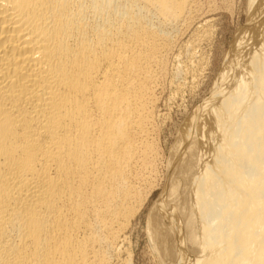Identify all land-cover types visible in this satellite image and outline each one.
I'll return each instance as SVG.
<instances>
[{"label": "bare ground", "instance_id": "obj_1", "mask_svg": "<svg viewBox=\"0 0 264 264\" xmlns=\"http://www.w3.org/2000/svg\"><path fill=\"white\" fill-rule=\"evenodd\" d=\"M193 1L0 0V264L112 262L142 200L153 67ZM246 15L150 212L171 264H264V0Z\"/></svg>", "mask_w": 264, "mask_h": 264}, {"label": "rangeland", "instance_id": "obj_2", "mask_svg": "<svg viewBox=\"0 0 264 264\" xmlns=\"http://www.w3.org/2000/svg\"><path fill=\"white\" fill-rule=\"evenodd\" d=\"M192 3L193 5L191 4L190 6V13L185 18L187 24L184 20L183 26L180 24L182 28L178 25L176 28L177 31L175 28L173 31H169L172 40L170 39V44L168 43V46H171H166L168 49L165 47L160 55V64L162 65V62H165L163 63L165 64L164 67L160 64L153 67V72L156 71L154 73V79H157L155 81L158 83L153 79L152 103H150L151 106H149L150 113L153 115L150 114L153 120L150 119L151 123L149 124V131L152 129V131H150L152 135L149 134V141H147L149 144L151 143L153 145L149 147L154 149V151L151 148V151L148 150V154L151 155H148L150 163L147 161L145 163L147 168L144 166L140 172L142 176L146 174L144 176L147 177H144L143 181L138 184V186L140 185V192L142 191V194H140L141 196L143 195L139 197L140 200L142 199V203L139 201L136 204V213L131 217L130 223L128 224L129 226L127 225L128 228L126 227L127 229H125L127 231L124 232L125 234L123 233V238L120 240L122 241L121 243L124 242L122 239H125L126 242L123 244H120V242L118 243L120 246L123 245V248L118 245L119 249L116 255H114L120 262L117 261V258L115 259V257H112V262L110 264H124V258H126L125 263L130 259V264H162V262L163 264L167 262L171 264L173 262V258L168 259L162 257V250L156 248V245L153 246L157 251L151 246V244H157V242L155 240L153 241L152 238L149 239L150 236L148 235V230L151 228V226L149 227L150 212L159 202L162 196L161 192H163L166 186V180L169 175V168L167 167L172 153L179 144L182 126L189 114L199 105L206 103L207 99L210 98L212 89L217 82L218 74L225 63L224 61L229 54L230 48L233 46V43H235L238 34L245 30L246 26L248 27L249 21L246 15L248 0H194ZM192 9H194L195 12ZM192 40H194V42H192ZM192 43L193 45L195 43L194 47L190 46ZM190 50L191 53L193 50L192 54ZM185 51H188V55ZM191 55H193L194 58L193 56L191 58ZM179 64L180 66L177 67ZM175 67L177 69L176 74L174 73ZM185 67H187V69ZM179 71L181 73H179ZM176 82H178V85H181L178 86ZM173 83H176V86ZM150 107L151 109L153 108V111ZM151 160L153 161L151 162ZM147 163L148 165L150 164V167H153L149 168ZM180 164L181 161H179V165H176L179 167ZM177 169L175 171L176 175ZM143 171L146 173H143ZM151 172L152 176L149 177ZM171 242L172 239H169V243ZM119 250L120 252L122 251L121 254L118 252ZM119 257H121L122 260H120ZM127 257L129 259H127Z\"/></svg>", "mask_w": 264, "mask_h": 264}]
</instances>
